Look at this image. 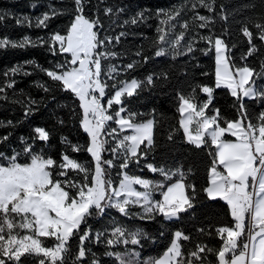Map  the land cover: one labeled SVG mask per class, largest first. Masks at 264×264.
I'll return each instance as SVG.
<instances>
[{
	"label": "snow or ice",
	"instance_id": "obj_1",
	"mask_svg": "<svg viewBox=\"0 0 264 264\" xmlns=\"http://www.w3.org/2000/svg\"><path fill=\"white\" fill-rule=\"evenodd\" d=\"M72 2L73 20L66 34L55 32L47 39L38 37L35 40L29 36L20 40L0 38V49L48 45V51L54 56L68 54L63 62L55 63L51 69L41 68V71L52 81L59 82L63 91L79 99L83 110L82 129L90 141L86 145L70 146L74 153H89L92 166L78 162L68 154H62L60 161H57L45 156L42 149L34 151L37 141L46 143L50 139V133L43 127L33 129L31 143L21 137L24 145L21 151H14L10 156L0 152V264H28L29 258L36 260L37 264H100L85 242L98 244L104 237L107 245H138L140 237L146 238L147 234L140 231L128 233L131 237L128 239L124 238L125 229L114 227L111 238H108L105 236L106 230L92 229L89 223L91 219L103 217L106 210L110 209H116L127 217L133 215L130 206H139L143 210L141 219L154 218L155 214H159L168 221L180 220L182 214L191 215L189 210L193 209L199 195L194 184L186 183L187 173L182 165L166 169L146 163L145 167L150 172L159 173L162 178L159 180L143 179L127 171L130 165L140 166L141 160H146L154 150V121L137 122L135 118L139 114L129 111L125 100L139 95L137 90L143 91L153 86L154 74L143 80L118 79L120 71L117 66L108 64L103 69L102 78V60L122 55L112 51L111 46L114 40L119 43L126 33L102 37L100 17L88 18L84 14L89 0ZM214 4L215 0H196V3L191 4V9L195 10L199 6L213 12ZM220 7L223 8L222 5ZM123 11V8H119L116 14ZM182 11L157 10V17L163 18L159 20V35L154 42L155 57L172 55L175 58L174 54H185L176 52L184 40V32L174 38L170 35L174 33V22H179L177 18ZM63 14V10L50 8L49 12L36 17L35 27L47 28L51 18ZM104 14L113 15V8L106 7ZM11 15L0 11V23ZM221 18L227 21L228 16L222 14ZM145 19V14L139 12L124 23L137 24ZM193 20L199 21L197 27L201 29L213 23L211 17L198 12L194 14ZM15 22L17 25L33 26L32 18L27 15L16 17ZM182 27L188 29V22L184 21ZM241 33L249 46L241 57L246 60L259 52L256 40L264 45V17L253 22L251 28L242 26ZM200 39L211 46L202 50L205 55L211 51L215 53V88L230 89V95L236 99L234 107L238 115L234 120H227L220 116L219 109H213L214 114L208 115L214 88L203 85L200 86L201 90L207 94V100L203 103L195 102L194 96L178 97V112L181 115L179 126L187 143L197 149L205 147L212 158L209 181L202 191L205 199H219L226 203L232 225L216 228V234L223 241L218 250L197 243L194 249L184 251L181 241H190L192 238L177 230L163 257L145 264H211L207 260L208 254L216 257V264H264V110L259 112L253 122L245 106V98L264 104V84L257 85L258 80H264V61L259 71L247 64L235 67L226 56L229 49L224 39L211 35L201 36ZM193 51L189 44L187 52ZM136 56L142 60L124 65L125 73L135 70L139 63H147L149 59L140 51ZM25 64L40 67L34 61H26ZM21 72L25 76L30 74L24 71V65L18 64L3 75L11 77ZM160 77L166 79L167 73H161ZM14 84L15 81L10 80L0 86V92H4L5 88H13ZM39 87L44 92L50 91L45 84ZM106 89L111 91L106 92ZM105 96L108 99L102 103ZM36 105L37 101H29L25 117L38 111V107H34ZM114 105L119 107L114 108ZM109 109H112L111 113ZM110 121L118 127L109 126L105 131ZM193 123L195 128L192 127ZM11 124L9 121L8 125ZM3 126L0 124V127ZM226 134L235 137V140L224 139ZM105 137H111V140ZM7 139V136L0 137V143ZM169 139H172L171 135ZM104 152H111L112 158L103 159ZM114 168L119 169L115 173L119 177L118 181L112 179L110 170ZM135 185L141 186L143 191L137 190ZM156 191H160L162 199H154ZM199 231L203 233L205 230ZM45 240H52L53 243L46 246ZM72 241L77 242L74 253ZM104 255L115 257L118 264H138L137 261L124 258L138 256V253L105 251Z\"/></svg>",
	"mask_w": 264,
	"mask_h": 264
},
{
	"label": "trees",
	"instance_id": "obj_2",
	"mask_svg": "<svg viewBox=\"0 0 264 264\" xmlns=\"http://www.w3.org/2000/svg\"><path fill=\"white\" fill-rule=\"evenodd\" d=\"M211 2V0H208ZM196 0H89L85 8V16L88 18L100 17L103 28L100 30L101 36L115 37L121 32L126 35L121 37L119 43L113 41L111 50L122 55L115 59L102 60L103 69L108 64H114L120 71L118 79L130 80L136 78L143 80L150 74H154V84L145 88L143 91L137 90L139 95L126 98L125 103L129 111L138 113L135 118L137 122H144L149 119L154 121L153 139L154 150L149 153L146 160H141L140 166L130 165L127 170L130 175L139 176L143 179L159 180L162 179L159 173H152L145 167L146 163H151L156 167L175 169L179 165L187 173L186 183L196 186L197 200L194 201L193 209L188 213L182 214L180 220L168 221L162 215L155 214L154 218L141 219L143 215L141 208L130 207L133 215L124 216L116 209L106 210L103 217L93 218L89 221L92 229L105 231V236L111 238L114 227H121L126 230L124 238L131 239L128 233L140 231L147 234L146 238L140 237V244L131 243L107 245L104 237L98 244L85 242L87 248L91 249L99 259L100 264H118L115 257L104 255L105 251L119 253L137 252L140 254L139 264H144L147 259H159L170 247L174 239V233L179 230L189 235L190 241H181L183 250H192L197 243L206 244L213 249H219L223 241L216 234V228L221 226H231L232 220L228 207L225 202L217 199H205L202 191L209 181V169L212 158L209 156L205 147L200 149L187 143L186 137L179 126L181 115L178 112L180 101L178 97L194 96L198 104L207 100L200 86L207 85L214 88L212 103L207 109V114L212 115L213 109H219L220 116L227 120L237 118V111L234 104L236 99L230 95L228 89L215 88V53L208 52L207 55L202 51L211 47L201 36L220 37L228 45V57L230 63L235 67L247 66L259 71L262 61H264V45L259 40L255 43L259 52L253 56L242 60L248 50L246 38L241 33L244 25L252 27V23L260 21L264 17V3L261 0H215L213 7L215 11L209 12L203 7L191 9V4ZM35 5V7H33ZM223 6L221 8L220 6ZM255 5V7H252ZM106 7L113 8V15L104 14ZM50 8L63 10V15L51 18L47 28L35 27V19L49 12ZM72 0H0V11L11 13L6 21L0 23V38L20 40L24 36H29L33 40L38 37L47 39L52 33L59 32L66 34L67 28L73 20ZM123 8L124 11L116 14V10ZM158 9L172 10L183 9L181 16L177 18L174 33L170 34L173 38L184 32V40L176 52L185 54L165 55L155 57L156 46L154 42L159 35L157 29L160 26L156 12ZM143 12L146 19L137 24H125L124 21L130 20L137 13ZM198 12L200 15L211 17L213 23L208 28L197 27L199 21H194L193 16ZM227 15V21L221 15ZM29 16L32 18V27L25 24L17 25L16 17ZM184 21L188 22V29L182 27ZM255 31V29H253ZM226 33V34H225ZM191 45L193 52H187V46ZM235 45V47H232ZM140 51L148 56L147 63H139L135 70L125 73L124 65L132 61H141L142 58L136 56ZM68 54L52 55L48 51V45L38 47H27L25 49L5 48L0 49V86L6 85L10 80L15 81L13 88H5L0 92V137L7 136L8 139L0 143V152L12 155L14 151L19 152L24 145L21 137L32 142L33 129L43 127L50 133L48 142L37 141L33 150H43L45 156L60 161L62 154H68L78 162L92 166L89 163L92 158L89 153H74L70 145H86L90 138L84 133L81 125L83 110L80 101L74 94L63 91L59 82L52 81L41 68L51 69L57 62H63ZM26 61H34L40 67L32 64H25ZM24 65V71L30 73L23 75L17 73L11 77H5L4 72L17 65ZM161 73H167V78L160 77ZM206 74V75H205ZM115 75V74H114ZM111 83V81H109ZM45 84L50 91L44 92L39 85ZM264 84V80H258L257 85ZM106 89V92H110ZM5 97H7L5 99ZM108 96H105L103 103H106ZM30 100L38 102V111L25 117V108ZM245 106L255 122L256 116L264 110V104L257 100L246 99ZM114 108L119 106H113ZM112 112V109H109ZM11 121V126L8 122ZM110 127H118L114 122H109L105 127L107 131ZM10 134V135H9ZM172 139H169V136ZM111 140V137H105ZM226 140H233L230 136H225ZM70 142V143H68ZM110 147V145H106ZM143 147V146H142ZM214 150V146H212ZM103 159L112 158L111 152H104ZM191 169V172H188ZM112 179L118 181L115 175L119 169L110 170ZM82 175V174H81ZM79 179V177H76ZM174 179H178L174 178ZM171 183V182H169ZM159 196H155L158 198ZM83 227V225H82ZM204 229L201 233L199 230ZM210 233V234H209ZM44 239V238H41ZM123 239V238H122ZM244 238H241L243 240ZM52 240H45L46 246H51ZM73 253L76 250V241H72ZM203 255V254H202ZM91 258V257H89ZM23 259V258H22ZM207 260L211 264H216V257L212 254L207 255ZM28 264H37L36 260L29 258Z\"/></svg>",
	"mask_w": 264,
	"mask_h": 264
},
{
	"label": "rangeland",
	"instance_id": "obj_3",
	"mask_svg": "<svg viewBox=\"0 0 264 264\" xmlns=\"http://www.w3.org/2000/svg\"><path fill=\"white\" fill-rule=\"evenodd\" d=\"M228 55V51L226 52V56ZM216 89H228V88H226V87H220V88H216ZM229 91H230V89H228ZM205 95H207L206 93H204ZM104 99H105V97H104ZM246 99H248V98H245V100ZM102 103H103V101H102ZM123 115V114H122ZM109 123V122H108ZM108 124H106V126H107ZM105 126V127H106ZM226 136V135H225ZM232 141H234V139L232 140ZM134 187H136V189L137 190H140V191H143V188L141 187V186H139V185H135ZM154 195V194H153ZM131 207V206H130ZM136 207H139V206H136ZM140 208V207H139ZM142 210V209H141ZM142 213H143V210H142ZM130 253H133V254H135V253H137V252H130ZM139 254V253H138ZM163 257V256H162ZM125 258V260H134V261H137L138 262V264H139V262H140V254L138 255V256H125L124 257ZM148 261H151V259H147L146 261H144V264H145V262H148Z\"/></svg>",
	"mask_w": 264,
	"mask_h": 264
},
{
	"label": "crops",
	"instance_id": "obj_4",
	"mask_svg": "<svg viewBox=\"0 0 264 264\" xmlns=\"http://www.w3.org/2000/svg\"><path fill=\"white\" fill-rule=\"evenodd\" d=\"M192 127L195 128V123H193ZM226 136H230V135H229V134H226ZM230 137H231V136H230ZM231 138H233V139L235 140V137H231ZM156 195L159 196V197H158V198H155ZM154 199H157V200L162 199V195H161L160 191H156V192L154 193ZM242 238H243V237H242Z\"/></svg>",
	"mask_w": 264,
	"mask_h": 264
}]
</instances>
